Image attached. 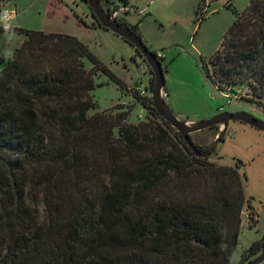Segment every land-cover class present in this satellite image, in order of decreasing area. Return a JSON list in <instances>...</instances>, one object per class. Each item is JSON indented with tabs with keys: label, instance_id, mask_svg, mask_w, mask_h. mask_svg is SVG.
<instances>
[{
	"label": "trees",
	"instance_id": "16d2710c",
	"mask_svg": "<svg viewBox=\"0 0 264 264\" xmlns=\"http://www.w3.org/2000/svg\"><path fill=\"white\" fill-rule=\"evenodd\" d=\"M19 30L0 69V264H231L251 205L241 163L196 155L154 102L135 123L127 110L89 114L97 71L120 78L78 36ZM209 63L216 84L262 101L264 0L236 12ZM263 250L254 241L242 261Z\"/></svg>",
	"mask_w": 264,
	"mask_h": 264
},
{
	"label": "rangeland",
	"instance_id": "374dc122",
	"mask_svg": "<svg viewBox=\"0 0 264 264\" xmlns=\"http://www.w3.org/2000/svg\"><path fill=\"white\" fill-rule=\"evenodd\" d=\"M6 0H0V6ZM121 5L124 0H115ZM130 11L120 14L130 24H139L140 34L152 51H162L166 78L165 97L173 111L184 119H202L220 110L243 109L264 119V98L242 97L227 103L222 91L209 75L206 62L221 47L224 35L236 17L251 0H129ZM16 14L6 27L0 19V69L6 66L10 55L26 39L20 28L65 33L84 40L90 50L122 84L104 70L95 75L96 86L91 94L98 111L128 112L127 122L151 118V67L134 44L110 28L95 23L96 17L86 0H9ZM125 5V4H124ZM1 9V8H0ZM144 9V10H142ZM202 17V18H201ZM85 65L95 63L85 58ZM141 85L144 93L136 91ZM248 93L251 89L243 84ZM217 125L194 131V141L207 146L217 135ZM214 164L236 166L245 175L249 202L245 212H256V221L250 225L243 218L231 264L242 261L243 251L254 241L264 238V130L243 120H230L227 129L212 153L207 156Z\"/></svg>",
	"mask_w": 264,
	"mask_h": 264
},
{
	"label": "water",
	"instance_id": "95a60500",
	"mask_svg": "<svg viewBox=\"0 0 264 264\" xmlns=\"http://www.w3.org/2000/svg\"><path fill=\"white\" fill-rule=\"evenodd\" d=\"M89 6L92 8L93 14L100 21V23L107 28L112 29L125 39L135 45L137 50L148 62L152 69L154 76V85L152 88V99L159 114L169 121L172 126L180 131L183 138L188 145L198 156H209L218 142L222 139L225 130L228 127L230 120H243L253 126L264 130V119L256 116L250 111L237 109L225 110L218 112L202 119H184L180 118L171 108L165 97L166 78L162 65V61L152 51L146 42L143 40L141 34L132 28L128 22L120 21L117 16L112 14L109 5H105L102 0H87ZM217 125L218 132L215 138L205 146V150H201V145L196 143L192 137L194 131L202 130L211 126ZM264 262V250L256 257L248 261V264H262Z\"/></svg>",
	"mask_w": 264,
	"mask_h": 264
},
{
	"label": "built area",
	"instance_id": "2783aa9c",
	"mask_svg": "<svg viewBox=\"0 0 264 264\" xmlns=\"http://www.w3.org/2000/svg\"><path fill=\"white\" fill-rule=\"evenodd\" d=\"M9 0H6L3 4H1L0 6V17L3 16V14L5 12L8 13V19H1V21L4 23V25L6 27H10L9 26V21L11 20V18L16 14V9L13 7H10L9 5ZM132 7L129 5H120L118 7H114L112 10V14H114L115 16H120L121 13L131 10ZM144 10V9H142ZM157 56L158 57H164V53L162 51L157 52ZM217 87L222 91L223 96L226 98L227 103H231L233 100L235 99H240L244 96L246 97H250L252 96L251 93H248L247 89L244 87V85H230V84H225V85H220V84H216ZM130 88H134L136 91L144 93V89L142 88L141 85H136L135 87H130ZM221 111H225V106L220 105L218 108ZM243 217H250V212H245V210H243L242 212Z\"/></svg>",
	"mask_w": 264,
	"mask_h": 264
},
{
	"label": "crops",
	"instance_id": "0c3cea01",
	"mask_svg": "<svg viewBox=\"0 0 264 264\" xmlns=\"http://www.w3.org/2000/svg\"><path fill=\"white\" fill-rule=\"evenodd\" d=\"M112 1H115V0H112ZM128 1V3L130 4V1L129 0H127ZM106 2L107 1H105L104 3H105V5H106ZM115 3H117L116 1H115ZM115 3H112L111 5H109V6H111V7H114L115 6ZM125 4V3H124ZM124 4H122V5H124ZM108 5V4H107ZM128 11H130V10H128Z\"/></svg>",
	"mask_w": 264,
	"mask_h": 264
},
{
	"label": "clouds",
	"instance_id": "9594fccd",
	"mask_svg": "<svg viewBox=\"0 0 264 264\" xmlns=\"http://www.w3.org/2000/svg\"><path fill=\"white\" fill-rule=\"evenodd\" d=\"M0 19H8V13L7 12H5L4 14H3V16L2 17H0Z\"/></svg>",
	"mask_w": 264,
	"mask_h": 264
}]
</instances>
